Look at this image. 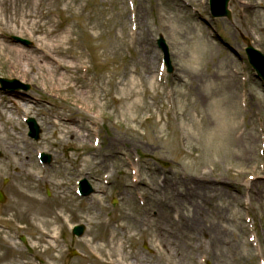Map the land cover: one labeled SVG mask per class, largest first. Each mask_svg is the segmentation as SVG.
<instances>
[{
	"label": "rangeland",
	"instance_id": "374dc122",
	"mask_svg": "<svg viewBox=\"0 0 264 264\" xmlns=\"http://www.w3.org/2000/svg\"><path fill=\"white\" fill-rule=\"evenodd\" d=\"M209 1L184 0L187 5L176 12L173 0H0V46L8 51L20 49L32 60L44 54L52 56L53 63L64 60L66 66L58 75H68L71 84H77L71 78L76 73L72 71L74 66L84 64L77 73L78 82L87 87L93 83L96 92L102 87L105 98L99 111L92 114L98 122L102 148L94 146L92 135L83 147L75 141L64 145L55 132L56 121L62 112L83 118L75 114L76 90L51 96L45 79L49 73L39 69L27 78L12 76L8 64L11 55L0 52V78L18 82L14 90H4L0 84V119L5 118L2 115L12 97L10 93H24L35 102L27 108L33 111L29 117L40 127L39 140L28 136L27 118L22 117L23 113L18 115L20 107L11 114L14 126L33 145L43 140L34 151L38 147L52 156L50 164H42L33 151L29 166L45 169L44 179L36 180L10 169L4 161L5 151L0 148V188L7 196L0 204V264H11V260L16 264H84L85 241L91 236L108 238L122 213L129 217L126 250L141 260L126 264L262 263V253L250 239L256 231L264 256V82L250 65L245 49L248 39L264 53V0H230L231 16L223 18L213 17ZM137 6L142 15L135 25L138 28L139 24L144 32L139 42L132 39L131 15ZM49 29H57L56 38L46 37ZM159 36L164 37L170 51V74L158 46ZM15 37L31 41V46ZM57 41L63 42L69 55L61 57L46 48V44ZM142 78L145 83H141ZM159 79L167 87L166 93L172 90L173 98L156 90ZM130 80L138 84V92L146 91L151 108L152 119L146 120L138 133L128 130L134 125L131 117L136 110L120 106L111 98L122 97ZM232 80L238 83L233 91L226 87ZM157 95L160 106H165L162 115L157 112ZM171 102L177 105L170 112ZM195 117L197 125L191 130ZM49 130L53 134L46 141ZM157 131L163 139L157 140ZM243 131L246 139L240 138ZM0 135L5 137L3 131ZM117 136L121 154L108 161L107 169L95 166L110 140ZM129 158L135 162L140 159L141 178L157 183L160 175L162 181L165 176V196L173 197L182 207L181 215L194 217L198 226L206 223L220 233L225 243L217 246L215 258L214 251L193 253L185 244L180 255L172 247L168 255L152 231L133 229L143 199L132 192L135 169ZM88 173L99 183L87 178ZM174 174L182 177L178 183ZM107 175L110 177L105 179ZM203 176L214 187H223L221 197L215 201L216 209L207 204L209 200L198 197L194 177ZM82 179H87L93 189L89 196L77 193ZM19 188L45 201L44 217L36 220L18 205ZM139 194L142 196L143 190ZM76 224L86 227L84 236L72 234ZM131 234L132 240L128 237ZM120 238L119 234V242ZM200 241L208 245L203 236ZM10 245L12 254L7 252ZM203 256L207 257L204 261Z\"/></svg>",
	"mask_w": 264,
	"mask_h": 264
},
{
	"label": "bare ground",
	"instance_id": "6f19581e",
	"mask_svg": "<svg viewBox=\"0 0 264 264\" xmlns=\"http://www.w3.org/2000/svg\"><path fill=\"white\" fill-rule=\"evenodd\" d=\"M173 2L177 3L176 5L178 9H176V12L180 11V8H182L184 4L187 5L186 3H184V0H173ZM236 2L238 3L237 0ZM141 15L142 14L140 7H135L131 15L134 29L132 39L135 42L139 39L140 36L144 35V32L141 31V27L139 26V24L138 28L135 25L137 24V21ZM37 30L38 29L36 28V31ZM45 33L46 37L54 36V38H56L55 34L57 33V29H49L46 30ZM2 34L3 32L0 33V37ZM68 41L71 40L69 39ZM45 46L51 52L57 53L61 57H66V55H69L68 49H65L63 46V42L57 41L56 43L53 42V44H46ZM7 49L8 48L5 46H0V52H9V54L11 55V59L9 58L8 64L10 70L12 71V76L27 78L30 72H33L34 70L38 71L39 69H44L45 72L50 74H46L45 78L48 82L47 90L50 92V95H54L56 93L60 94L62 92H72L73 90H76L73 96V101L76 104L75 114H80L81 116H83V118L81 117V119H79L78 116L75 117L68 112H62L59 114L60 120L58 118L59 121H56L58 128L55 132H58L61 138V142H63L64 145L71 144L75 141L80 144L81 147H83L86 140H88L87 137L89 135H92V137H96L97 139H99V130L97 129L98 122L95 119V116H93L92 114L96 111H99V109L97 108L101 101H105V98L103 97V94H101L103 93L102 87L99 88V92H96L93 83L90 84V87H87V85L83 86V84L78 82L77 73L81 71V67L84 66V64L80 67L74 66L72 71H75L76 73H73V76H71V78L75 80L77 84H71V79L68 77V75H66L67 77H65L64 75H58L59 70L62 68L64 69L66 66L64 60H55V62L53 63L54 58L50 55L45 54L35 56L32 60L30 56H27L20 49L13 48L11 50V48H9V51ZM41 61L45 62V65L39 66L38 63ZM84 70L86 71V73L89 71L87 67H85ZM147 70L150 73L151 70L149 68ZM83 78H86V80H88L87 76ZM140 81L141 83H145L146 79L142 78V80ZM137 85L138 84H136V82L130 80V83L126 84V87L123 90L124 93L122 97L116 95H112L111 97L113 102L117 103L118 105H124V107L127 109L136 110L135 114L131 117L134 125L128 127V130L132 133L140 132L139 127L144 125L146 123V120L152 119V116H150L149 114L151 112V108L150 106H148L146 91H144V94L138 92ZM237 85L238 83L236 82V80H232V82L226 84V87L228 90L233 91ZM155 87L156 90H163V92H165L166 94V97L173 98V96H171L172 90L170 91V93H166L167 87L164 86L160 79L156 81ZM80 89H82L81 92H79ZM10 96L12 97L7 100L6 103L8 105L6 106V108H4L6 111L2 115L5 116V118L0 119V124L2 127L0 129V134L1 131H3L5 134V137L0 135V148L5 151L4 161L7 162V166L10 169H15L16 171L19 170V174L21 175L36 180L44 179L45 172L43 170H39L35 165H33L32 167L29 166L30 162H32L33 159L32 153L34 151V147L40 146L43 140L38 141L36 145H33L29 141V139L25 137L23 132L18 129L16 124L14 126V122L11 119L13 118L11 116V114L13 113L12 111H18V107L22 108L21 113H19L18 115H21L23 113L24 117H29L30 113L33 111L27 108V104H35V102L21 92L15 94L10 93ZM94 98L96 99V101H94ZM2 103L3 100L0 99V106L2 105ZM155 104L159 105L157 106V112L162 115L165 106H160L161 100L159 99L158 95L155 98ZM170 105H172L171 107H169V111L171 112L174 110V106L177 104L172 103ZM144 111L145 114L143 117ZM146 114L148 116L147 118H145ZM161 120L162 119L160 117L158 121ZM196 125L197 117L192 119L190 125L191 130ZM11 130H13V132H11ZM46 133L47 139L45 140L47 141L48 139H51L50 137H48V135L52 136L53 133L50 130ZM245 133V131L241 132L240 138L243 136V139H246ZM163 138L164 137L162 136V133L160 131L158 133L157 131V140H161ZM94 145H97L98 149H101L102 141L99 140V143H94ZM120 148V139L118 138V136L114 137L110 140L108 146L106 147V151L103 153V158H101L100 161H96L94 165L99 168L103 167L104 169H107L108 166L106 165L108 161L111 158H116L121 154L119 151ZM35 150L36 151H34V155H37L38 147L35 148ZM123 157L126 156L124 155ZM139 160L140 159L135 162L131 158L127 159V161H130V164L134 165V169L136 170L134 179L136 184L131 187L132 192H135L141 197V199H143V208L139 210V214L135 218L137 222L133 229H137L142 232L152 231L153 236L160 241L162 247L165 248L168 255H170L173 250L177 255H180L181 249L184 250L183 244H185L186 249L193 253H203V251L206 250L209 254H212L214 251L213 258H215V249H217V246L221 245L222 242L225 243V241H222V239H220V233L217 232L214 227L205 226L207 225L206 223L205 225H200L201 227L198 226V224L195 223L194 217L189 216L186 219L184 213H182L181 215L182 207L177 206L178 204L176 205L173 197L168 199L165 196V194L167 193L165 176L162 181L160 175L157 183L151 182V179L147 181L146 179L141 178V165L139 163ZM86 177L92 178L95 181H98V183L100 181L99 179L92 177V175L89 173ZM109 177L110 176H107L106 179H108ZM174 179L176 183H178L182 179V177H180L178 174H174ZM194 180H196L195 182L198 184V189L200 192L198 194V197L202 200L203 197L204 199L209 200V202L207 201V204H210L212 208L214 207L216 209L217 205L215 204V201L216 198L221 197V195L219 194L223 187H214V184L210 182V180H208V178H206L205 176L194 177ZM218 184L220 186L223 185L221 183ZM139 190H143L144 194H142V196L141 194H139ZM18 196L20 197L19 201L17 202L18 205H20L21 208H24L26 212H30L31 217L37 220L39 217L45 216V201L43 199L24 194L21 189L19 190ZM174 215L176 216L174 217ZM128 218L129 217L126 213H122L120 215V218L117 219L116 222L118 226L113 227V232L108 238H104L102 240V238L91 236V238L85 241V255L83 257L84 264H88L90 263V261L93 264H126L128 262H133L134 260L141 261L139 259V256H134V254H132L131 252H127L126 250L127 247L125 245L128 240L126 237L128 233L126 223L128 221ZM119 234L121 235L120 242ZM201 236H203V238H205L208 242V245H206V247L203 246L202 242L200 241ZM128 237L130 240L133 239L132 234ZM255 241L257 242V238L255 239ZM10 248H12V245L7 246V252L12 254V251L9 250ZM169 248H171V252ZM172 257L175 256L172 255ZM206 258V256H203V259ZM11 264L16 263L11 260Z\"/></svg>",
	"mask_w": 264,
	"mask_h": 264
},
{
	"label": "water",
	"instance_id": "95a60500",
	"mask_svg": "<svg viewBox=\"0 0 264 264\" xmlns=\"http://www.w3.org/2000/svg\"><path fill=\"white\" fill-rule=\"evenodd\" d=\"M228 3H229V0H211L214 15L216 17L230 16V12L227 9ZM164 43H165L164 39L160 38V40L158 41V44L161 48L164 49L165 52H167V47ZM246 50H247V54L249 56L250 62L252 63L254 68L258 71L259 76L262 79H264V55L260 51H257L256 49H254L251 45H249ZM168 68H169V71L171 72L172 67L169 61H168ZM1 82H4V84H7V85L9 84L11 85L13 83V81H9V80H1ZM33 125H34V130H35V137L38 138L39 129L37 128L34 122H33ZM46 160L50 161V157L47 156ZM84 191L86 194L90 193V190L87 188ZM2 194L3 193L0 192V202L5 201V196ZM83 231H84V228L80 227L76 230V234L81 235Z\"/></svg>",
	"mask_w": 264,
	"mask_h": 264
}]
</instances>
